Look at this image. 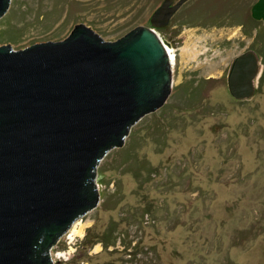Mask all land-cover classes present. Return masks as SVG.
I'll return each mask as SVG.
<instances>
[{
    "label": "rangeland",
    "instance_id": "obj_1",
    "mask_svg": "<svg viewBox=\"0 0 264 264\" xmlns=\"http://www.w3.org/2000/svg\"><path fill=\"white\" fill-rule=\"evenodd\" d=\"M256 1L189 0L181 7L174 28L165 32L173 45L164 40L171 92L131 126L127 143L99 161L100 202L51 244L45 255L53 264H264V61L251 96L235 97L228 80L235 57L253 42L240 24ZM163 2L10 0L0 17V46L20 51L68 37L81 24L105 42L117 41L139 27L152 29L151 17ZM213 11L225 19L208 17ZM186 18L205 24L187 26ZM191 79L212 81L198 106L188 97ZM135 143L139 159L156 169L141 181L134 172L143 163L126 161L121 150ZM114 222L121 237L116 246L84 242L88 234L100 240Z\"/></svg>",
    "mask_w": 264,
    "mask_h": 264
},
{
    "label": "water",
    "instance_id": "obj_2",
    "mask_svg": "<svg viewBox=\"0 0 264 264\" xmlns=\"http://www.w3.org/2000/svg\"><path fill=\"white\" fill-rule=\"evenodd\" d=\"M188 1L164 0L152 27ZM152 29L105 42L81 24L20 51L0 46V264L56 263L51 244L99 204V161L171 92L167 43ZM258 62L249 52L231 64L235 97L255 92Z\"/></svg>",
    "mask_w": 264,
    "mask_h": 264
},
{
    "label": "trees",
    "instance_id": "obj_3",
    "mask_svg": "<svg viewBox=\"0 0 264 264\" xmlns=\"http://www.w3.org/2000/svg\"><path fill=\"white\" fill-rule=\"evenodd\" d=\"M208 13H206V15H204V16L206 17L208 15ZM211 13H212V15H208V17H210V16L213 17V16H216V15L219 16L221 19H225V17H226V15L223 14L221 11H217V12L213 11ZM194 20L195 19L190 20L189 18H186L185 21H186L187 26L188 25L205 24L204 22H199V21H194ZM174 21H175V23L177 22L176 18L174 19ZM225 22H227V21H225ZM222 23L220 22L219 24L218 23H212V24L220 25ZM259 54H260V57L262 58V60L264 61V49L259 50ZM209 82L212 85V81L211 80H202V81H196V80H193V79L189 80V84L191 85V89H190V92H188V97H189L190 100H192L191 104H196V106L199 105V103H200L199 99L202 98L201 97L202 96L201 90H203V88L207 87V84H209ZM263 83H264V72H263V75H262L261 80H260V85H262ZM166 110H168V109H166ZM165 128L166 127L164 125L158 123V129L163 131ZM136 135L137 134L135 132H132L131 135H130V138L134 139L136 137ZM140 138H141V136H140ZM139 140H141V139H139ZM135 145H136V143L134 145H132V147H130V148H123L121 150L123 151V155L127 158V159L125 158L126 161H128V159H131V160L134 159L135 162H138V161L141 160V162L143 163L142 164L143 168L140 169L138 172H134V176L136 177V179L140 180L141 178L145 177V175H148V176L150 175L151 176L156 169L149 162H147L146 159H139L138 147L135 146ZM127 168L128 169L132 168V166H129ZM101 171L103 172V170L101 169V170H99V173ZM109 184H110V182H109ZM129 209L132 212L131 215L135 216L134 220L137 219L138 217L135 214L134 208L131 207ZM145 209L146 210H145V212H143V214H142L143 217L142 218L146 219V220L147 219H151V217H152L151 216V213H152L151 206H149V207H147ZM142 221H143V224H144V220H142ZM139 222H140V220L136 221L135 223H139ZM117 227H118V223L114 222L113 225H110V228H108V230L101 235L100 240L99 239H95V241H92L93 238L90 237V235L88 234L86 236V238H85L86 240L84 242H86V243H91L92 242L93 246H95L96 244L100 243V244H103V247L105 249H108L111 246H116L118 244V242L121 241V237H118L117 234H116V232L118 230Z\"/></svg>",
    "mask_w": 264,
    "mask_h": 264
},
{
    "label": "flooded vegetation",
    "instance_id": "obj_4",
    "mask_svg": "<svg viewBox=\"0 0 264 264\" xmlns=\"http://www.w3.org/2000/svg\"><path fill=\"white\" fill-rule=\"evenodd\" d=\"M178 1L179 0H175V3L173 5H175ZM178 13L179 11L172 17L170 25L167 28H153L154 30H156V32H158L157 34L160 36V38L168 41V44L171 45H173V43L169 40L165 32L172 27L174 28V19L176 18ZM246 16L248 19L246 20L243 17L246 22L243 20L244 22H242L240 25L245 36L252 37L253 42L248 47V49L242 53V55L249 52H255L260 57L259 50L264 49V0H257L254 4L250 5ZM240 56L235 57V59ZM260 59L262 61L261 57Z\"/></svg>",
    "mask_w": 264,
    "mask_h": 264
}]
</instances>
